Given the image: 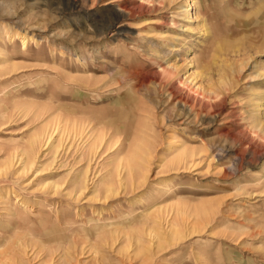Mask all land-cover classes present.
<instances>
[{
  "label": "rangeland",
  "instance_id": "1",
  "mask_svg": "<svg viewBox=\"0 0 264 264\" xmlns=\"http://www.w3.org/2000/svg\"><path fill=\"white\" fill-rule=\"evenodd\" d=\"M95 226L76 264H264V0H0V264Z\"/></svg>",
  "mask_w": 264,
  "mask_h": 264
},
{
  "label": "bare ground",
  "instance_id": "2",
  "mask_svg": "<svg viewBox=\"0 0 264 264\" xmlns=\"http://www.w3.org/2000/svg\"><path fill=\"white\" fill-rule=\"evenodd\" d=\"M189 20H188V22L189 23H191V22H193L194 21V17L192 16V15H190L189 14ZM26 44V43H25ZM173 79H171V78H167V79H165V82L166 83H168V85L170 86V96L174 99V98H176V96H178L177 95V93H176V90H174V88H173V86H174V83H172L171 81H172ZM155 81H157V79H155ZM193 93H194V95L195 96H200L201 98H203V99H205L204 100V102L202 101V103L204 104L203 106H205L206 108H208L209 106H210V104H209V102L212 100V96H213V92L212 91H209V90H207L206 88H204V87H194L193 88ZM179 99H180V101H186V99H184V98H182V96H180L179 97ZM187 101H188V103H190V104H194V105H197V102L199 101V99H196V98H191V99H189V98H187ZM207 101V102H206ZM124 116H125V114H123ZM121 116V117H124V116ZM130 116V115H129ZM32 163L33 162H31L30 163V165H32ZM8 212H9V216H11V217H13L14 216V214H13V212L11 211V210H9L8 209ZM145 220V219H144ZM108 224V223H107ZM111 224V223H110ZM113 226V225H112ZM107 228V227H106ZM79 229V228H78ZM81 229V228H80ZM104 229V227H99V226H95L94 228H92V230H86V229H81L80 231L79 230H72V229H70V230H67L68 232H69V234H70V236L66 239V238H64L63 236H62V238H61V240L62 241H60V243H62L63 241H65V242H67V244H69V250H68V248H64V247H61V248H59V249H61V256H60V260H61V263L64 261V260H66V262L64 261L62 264H76L77 262H78V260H76V258L75 257H82V256H84L85 255V253H84V250L83 249H81V251L80 252H78V250H77V248H76V245H77V243L78 242H80V237H77V235H76V233H83V239L85 240V238L87 239V238H89L93 233H100V231L101 230H103ZM79 231V232H78ZM82 239V240H83ZM59 243V244H60ZM18 246V245H17ZM26 248H27V246L26 245H24V244H21V246H19V249L20 250H22L23 252L21 253V254H17V253H15L14 252V254L15 255H20V256H22V257H26V256H28V253H26L27 251H26ZM71 249H73V250H76V253H78L77 254V256L75 255L74 256V259L75 260H73V258L72 259H70L69 260V258H68V253H69V251L71 250ZM47 252V251H46ZM48 255H49V253H48ZM21 257V258H22ZM49 258H50V260L52 259V256H50L49 255ZM49 258H48V260H49ZM43 259V258H42ZM47 259V258H46ZM49 260V261H50ZM45 261H47V260H45ZM44 262V261H43ZM50 263V262H49ZM49 263H44V264H49ZM43 264V263H42Z\"/></svg>",
  "mask_w": 264,
  "mask_h": 264
}]
</instances>
